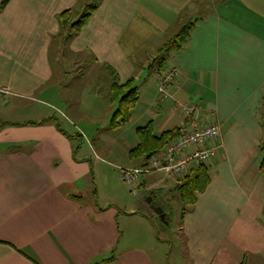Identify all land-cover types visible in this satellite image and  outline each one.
I'll list each match as a JSON object with an SVG mask.
<instances>
[{
    "label": "crops",
    "instance_id": "obj_1",
    "mask_svg": "<svg viewBox=\"0 0 264 264\" xmlns=\"http://www.w3.org/2000/svg\"><path fill=\"white\" fill-rule=\"evenodd\" d=\"M89 3L96 7L78 30L59 19L65 10L77 19ZM194 12L185 42L158 62L160 47ZM147 37L156 42L152 63L139 58ZM51 52L76 68L87 55L100 70L90 73H106V90L85 89L102 96L85 104L95 111L115 109L112 83L135 85V129L149 121L155 135L219 126L209 183L184 205L175 230L160 231L155 212L131 205L117 180L121 168L146 162L128 154L137 138L113 163L93 145L78 154L74 137L80 145L89 136L76 123L68 131L70 119L54 105L66 92L48 86ZM163 64L177 77L158 98ZM146 106L161 119L149 118ZM263 118L264 0H0V264H264ZM177 177L165 194L178 191Z\"/></svg>",
    "mask_w": 264,
    "mask_h": 264
},
{
    "label": "rangeland",
    "instance_id": "obj_2",
    "mask_svg": "<svg viewBox=\"0 0 264 264\" xmlns=\"http://www.w3.org/2000/svg\"><path fill=\"white\" fill-rule=\"evenodd\" d=\"M199 11V9L197 10ZM74 14L76 12H73ZM199 15L198 12H194L188 16L190 21H194ZM187 19V20H188ZM142 35L146 36L145 33H141ZM155 36H159L156 34ZM145 39V38H144ZM155 40V39H154ZM150 39L141 40L139 47L143 46V52H146V55H141L140 59L149 60L148 63H152L153 60H150V56H155L156 53V46ZM65 51V49H64ZM64 51H62L61 56L63 55ZM66 52V51H65ZM51 62L52 68L54 71V76L48 86H54L55 89H58L60 92L63 90L65 95H56L55 96V103L57 107L64 109L67 117L70 119L71 123L65 124V127L68 131L73 133V124L80 126L84 129L87 133L89 138L83 139L80 145L77 142V137H74V143L76 144V148L79 151L78 154H81L82 151L80 148L89 147V145H93L98 153L104 158L109 160L111 163L121 159L122 156L120 152L122 150H127V147L130 146L129 141H132L134 138H137L135 127H133L132 122H125L121 123L115 127H110V118L112 115L113 110L109 111V115L106 113L110 109L97 110L95 111L92 107H87L85 104H88L90 101L91 104H94L92 100H94V96L97 99H101L102 96L96 95H87L88 92L85 91L86 88H93L97 91L102 93L106 90L108 84V77L106 73L102 74H93L90 72H98L100 70L98 68H94L90 62L88 61L89 58L87 55H80L79 59H81L80 64L81 67L76 68V65L68 60V59H59L55 52H51ZM152 59V58H151ZM158 61V60H157ZM147 63V64H148ZM158 62L155 63L153 67L157 65ZM82 71V75L76 70ZM161 73L166 71V66L163 64L161 65L160 70ZM102 72V71H101ZM155 73V72H154ZM105 74V76L103 75ZM147 70H145V74L143 76V82L147 83ZM157 89V87H155ZM168 89V87H167ZM158 90V89H157ZM62 91V92H63ZM158 93V98L159 92ZM45 97V96H39ZM106 97V96H105ZM63 98V100H61ZM90 98V99H89ZM161 98V97H160ZM45 99V98H44ZM89 99V100H88ZM107 104H110L108 99L106 101ZM113 105H117L113 103ZM112 105V106H113ZM148 104L147 106H149ZM110 106V105H109ZM147 106L144 108L146 115L149 118L154 119V121H159L161 116L157 114L156 107H149ZM34 116L33 114L30 117ZM63 121V119H61ZM94 122V123H93ZM264 124V118H263ZM132 143V142H131ZM79 145V146H78ZM83 146V147H81ZM264 146V141H263ZM85 151H90L89 149H85ZM112 152V153H111ZM115 164V163H114ZM164 170L161 172L153 173V174H144L139 177V179L134 184H126L119 179L117 176V180L123 184L126 194L129 193L127 199L131 205L137 207L140 203L145 205V208H148L150 211L153 210L150 207V204L147 202L148 199L151 198V201L156 203L159 202L162 204V209H164L165 213L169 216V224L167 226L163 225L157 215H153V219L155 223L159 226L160 231L163 228H167L168 231H173L176 229V226L179 225L181 221V212L185 208L184 204L180 201L179 191L174 190L172 193L165 194L164 185L172 184L176 175H172L170 170L167 168H163ZM119 175V174H118ZM181 176H178L179 178ZM145 180V184L143 181ZM140 182V183H139ZM159 186H162V190L158 189ZM171 186V187H172ZM169 187V186H168ZM102 200L106 199L108 196L107 191L105 192L102 190L101 192ZM160 206V205H159ZM139 207V206H138ZM161 207V206H160ZM163 232V231H162ZM172 261V260H171Z\"/></svg>",
    "mask_w": 264,
    "mask_h": 264
},
{
    "label": "trees",
    "instance_id": "obj_3",
    "mask_svg": "<svg viewBox=\"0 0 264 264\" xmlns=\"http://www.w3.org/2000/svg\"><path fill=\"white\" fill-rule=\"evenodd\" d=\"M96 5L89 3L85 6L84 10L79 14L77 19L71 21L68 10H65L59 15L62 22H69L72 29L75 31L82 26L91 13L94 11ZM193 21L186 22L174 35L160 47L157 53L156 60L162 63L164 54L179 49L187 39L189 29ZM111 100L116 101L117 105L112 112L110 118V125L115 127L121 123H125L130 119V110L134 107L138 100L137 87L128 83L118 84L117 82L111 85ZM180 128L163 131L159 135L153 133V125L151 121L143 126L136 127L137 144L128 151L132 158L145 157L147 159L154 153L161 150L167 141L177 135ZM262 149V158L259 163V171L264 177V147ZM209 174L206 163H201L192 168L187 174L183 175L177 185L179 191L180 201L184 205L193 204L196 201L197 193L204 191L209 183ZM112 257L108 258L111 260Z\"/></svg>",
    "mask_w": 264,
    "mask_h": 264
},
{
    "label": "built area",
    "instance_id": "obj_4",
    "mask_svg": "<svg viewBox=\"0 0 264 264\" xmlns=\"http://www.w3.org/2000/svg\"><path fill=\"white\" fill-rule=\"evenodd\" d=\"M177 77L173 68L160 73L157 77V89L161 96L167 95V87ZM187 106L184 109L187 110ZM219 126L212 122L193 129H185L167 141L165 146L146 159L138 167L121 168L119 178L127 183L134 184L141 174L153 168H167L171 174L183 176L192 168L201 163H208L217 152Z\"/></svg>",
    "mask_w": 264,
    "mask_h": 264
},
{
    "label": "water",
    "instance_id": "obj_5",
    "mask_svg": "<svg viewBox=\"0 0 264 264\" xmlns=\"http://www.w3.org/2000/svg\"><path fill=\"white\" fill-rule=\"evenodd\" d=\"M148 200L150 201V207L153 209L155 214L160 218L162 222H166V213L163 211L162 207L152 202L151 199Z\"/></svg>",
    "mask_w": 264,
    "mask_h": 264
}]
</instances>
